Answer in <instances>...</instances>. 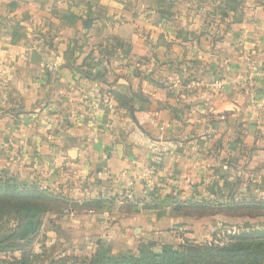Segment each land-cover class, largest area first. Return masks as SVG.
<instances>
[{
	"label": "crops",
	"instance_id": "crops-1",
	"mask_svg": "<svg viewBox=\"0 0 264 264\" xmlns=\"http://www.w3.org/2000/svg\"><path fill=\"white\" fill-rule=\"evenodd\" d=\"M263 91L264 0H0V172L23 184L121 213L159 146L157 195L195 202L264 163Z\"/></svg>",
	"mask_w": 264,
	"mask_h": 264
},
{
	"label": "rangeland",
	"instance_id": "rangeland-1",
	"mask_svg": "<svg viewBox=\"0 0 264 264\" xmlns=\"http://www.w3.org/2000/svg\"><path fill=\"white\" fill-rule=\"evenodd\" d=\"M48 14L64 18L63 11H48ZM47 39L43 42L46 47L50 46L51 34ZM251 110H256L257 115L260 108L254 106ZM254 159L249 169L239 173L232 171V180L223 172L217 174V179L205 178L203 185L197 186L195 202L178 199L172 202L175 199L171 198L172 194L157 195L160 189L150 182L161 163L142 175V181L151 185L145 197L135 199L132 193H128L133 190L129 187V190H120L122 201H132L123 204L121 213H113L117 206L110 200H71L58 189L48 190L42 182L26 184H35L60 199L43 219L35 241L26 248L32 253L31 262L84 264L101 250L103 258L110 260L122 256H148L165 247L179 252L195 247L201 249V253L208 245L228 242L230 236L263 230L264 163L258 165ZM17 175L12 170L0 172V178H11L25 185ZM16 225L13 217L1 219L0 239ZM13 256L20 257V251L0 253V264H5L6 259L10 261Z\"/></svg>",
	"mask_w": 264,
	"mask_h": 264
},
{
	"label": "trees",
	"instance_id": "trees-1",
	"mask_svg": "<svg viewBox=\"0 0 264 264\" xmlns=\"http://www.w3.org/2000/svg\"><path fill=\"white\" fill-rule=\"evenodd\" d=\"M59 201V197L35 184L21 185L11 178H0V220L13 217L17 224L0 239V253L20 251V257L6 259L5 264H32V253L26 248L35 241L43 219ZM101 251L84 264H264V229L230 236L228 242L208 245L196 255H189L184 249L179 252L165 247L148 256L110 260L103 258Z\"/></svg>",
	"mask_w": 264,
	"mask_h": 264
},
{
	"label": "built area",
	"instance_id": "built-area-1",
	"mask_svg": "<svg viewBox=\"0 0 264 264\" xmlns=\"http://www.w3.org/2000/svg\"><path fill=\"white\" fill-rule=\"evenodd\" d=\"M213 86L215 87H219V83L218 82H215L213 84ZM162 157H163V154L159 148V146H152L151 147V158H150V163L147 167V169L145 170L146 173L150 172L151 170H153L154 167L160 165L162 163ZM151 174V173H150ZM149 176V174H148ZM127 187L131 188V189H134L135 187V183L134 181H129L128 182V185Z\"/></svg>",
	"mask_w": 264,
	"mask_h": 264
},
{
	"label": "water",
	"instance_id": "water-1",
	"mask_svg": "<svg viewBox=\"0 0 264 264\" xmlns=\"http://www.w3.org/2000/svg\"><path fill=\"white\" fill-rule=\"evenodd\" d=\"M91 20H88V25H86L87 28L91 27ZM201 251V249L195 248V247H188L187 248V253L189 255H194L195 253H199Z\"/></svg>",
	"mask_w": 264,
	"mask_h": 264
}]
</instances>
